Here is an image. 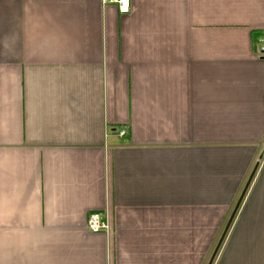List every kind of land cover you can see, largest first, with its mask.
<instances>
[{
	"label": "crops",
	"instance_id": "0c3cea01",
	"mask_svg": "<svg viewBox=\"0 0 264 264\" xmlns=\"http://www.w3.org/2000/svg\"><path fill=\"white\" fill-rule=\"evenodd\" d=\"M130 5L0 0V264H209L257 165L212 264H264V0Z\"/></svg>",
	"mask_w": 264,
	"mask_h": 264
},
{
	"label": "built area",
	"instance_id": "2783aa9c",
	"mask_svg": "<svg viewBox=\"0 0 264 264\" xmlns=\"http://www.w3.org/2000/svg\"><path fill=\"white\" fill-rule=\"evenodd\" d=\"M104 3L116 4L121 13H129L131 10L130 0H104ZM259 44L260 55L264 57V35L259 38ZM118 135L123 137L125 132L121 131ZM87 229L93 234H109L112 230L108 217L97 213L89 215L87 220Z\"/></svg>",
	"mask_w": 264,
	"mask_h": 264
},
{
	"label": "water",
	"instance_id": "95a60500",
	"mask_svg": "<svg viewBox=\"0 0 264 264\" xmlns=\"http://www.w3.org/2000/svg\"><path fill=\"white\" fill-rule=\"evenodd\" d=\"M257 167H258V165L255 167V169H254V171H253V174L251 175V177H250V179H249V181H248V183H247V185H246V188H245V190L243 191V193H242V195H241V197H240V199H239V201H238V203H237V205H236V207H235V209H234V211H233V213H232V215H231V218H230V220H229V222H228V224H227V226H226V228H225V230H224V233H223V237H222V239H221V242L217 245V247H216V249H215V251H214V253H213V255H212V258H211L209 264H212V263H213V261H214L216 255H217V253H218V251H219V249H220V247H221V243H222V241H223L225 235L227 234V232H228V230H229V228H230V225H231V223H232V221H233V219H234V217H235V215H236V212H237V210H238L240 204L242 203V200H243V198H244V196H245V193H246V191H247V189H248V186H249V184H250V182H251V180H252V178H253V176H254L256 170H257Z\"/></svg>",
	"mask_w": 264,
	"mask_h": 264
}]
</instances>
